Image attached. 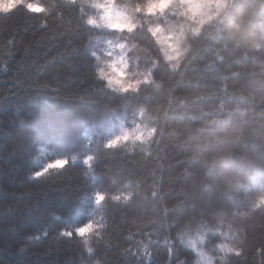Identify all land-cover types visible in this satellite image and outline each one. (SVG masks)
Instances as JSON below:
<instances>
[{"label":"trees","instance_id":"1","mask_svg":"<svg viewBox=\"0 0 264 264\" xmlns=\"http://www.w3.org/2000/svg\"><path fill=\"white\" fill-rule=\"evenodd\" d=\"M55 3L47 17L22 5L0 13V264H264V208H254L264 195V39L248 14L259 0H235L228 20L191 40L177 73L161 62L159 88L126 96L97 77L88 45L100 32L77 5ZM132 38L158 59L146 31ZM141 106L154 138L105 149L142 122ZM97 191L133 195L97 208ZM89 220L99 235L78 236Z\"/></svg>","mask_w":264,"mask_h":264},{"label":"clouds","instance_id":"2","mask_svg":"<svg viewBox=\"0 0 264 264\" xmlns=\"http://www.w3.org/2000/svg\"><path fill=\"white\" fill-rule=\"evenodd\" d=\"M64 3L77 5L83 22L96 29L114 32L117 36H124L123 42L109 41L103 57L92 53L97 63V77L104 82V86L120 96L138 95L142 88L153 86L159 88L161 85L154 79V71L161 65L169 73H177L187 53L191 49V40L205 35L206 28L213 23L223 24L228 20L236 7L235 0H63ZM31 14L47 17L56 8L55 0H49L47 4H41L40 0H0V13H9L18 6ZM85 8L89 9L85 13ZM247 11V9H245ZM250 27L254 30L251 34H259L264 39V0L251 6L248 13ZM62 12L57 10L56 16L60 17ZM45 20L41 19V26ZM146 31L148 37L154 44L158 59L153 58L146 67H139L136 60H129L128 53L137 48L135 42L130 45L127 40L137 30ZM234 33L229 31V35ZM142 122H134L130 129L121 126L117 136L104 144L105 149H127L137 143L147 145L156 135L157 129L150 126L146 109L141 106L136 112V119ZM76 157H72L75 162ZM93 160L91 155L86 156L82 163L90 167ZM68 164V160H58L49 168L62 169ZM227 177L221 172L219 179L223 182ZM133 193L118 191L107 193L97 191L93 193L92 202L99 208L105 199L113 202L123 201L127 203ZM255 209L264 208V195L257 198ZM103 225L96 221L89 222L76 229L80 237H87L102 228ZM70 235L69 233H64ZM96 235L99 232L96 231ZM86 242V241H85ZM225 256L228 254L240 256L242 249L237 247L223 246Z\"/></svg>","mask_w":264,"mask_h":264},{"label":"rangeland","instance_id":"3","mask_svg":"<svg viewBox=\"0 0 264 264\" xmlns=\"http://www.w3.org/2000/svg\"><path fill=\"white\" fill-rule=\"evenodd\" d=\"M85 10L87 12L89 11V9L87 8H85ZM95 30H97L100 33L94 34L89 41L88 50L91 55L92 53L95 52L97 55H100L101 57H103V52L107 49V44L109 41H113V42H123L124 41L123 35L117 36V39H113L109 36L103 35V33L106 32L107 30L96 29V28ZM133 42L135 41L133 40L132 37L127 40V43L129 45ZM128 58L130 62L131 60L135 59L139 67H146L148 64L151 63V57L149 53L146 51L140 50L138 47L134 49L132 52L128 53ZM206 196L207 194H204L205 198Z\"/></svg>","mask_w":264,"mask_h":264}]
</instances>
